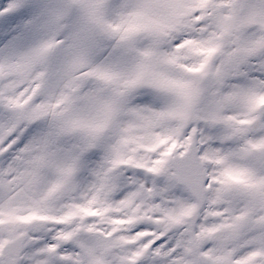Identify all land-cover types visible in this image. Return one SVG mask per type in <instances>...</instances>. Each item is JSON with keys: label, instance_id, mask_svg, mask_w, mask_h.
I'll return each instance as SVG.
<instances>
[{"label": "snow or ice", "instance_id": "snow-or-ice-1", "mask_svg": "<svg viewBox=\"0 0 264 264\" xmlns=\"http://www.w3.org/2000/svg\"><path fill=\"white\" fill-rule=\"evenodd\" d=\"M0 264H264V0H0Z\"/></svg>", "mask_w": 264, "mask_h": 264}]
</instances>
